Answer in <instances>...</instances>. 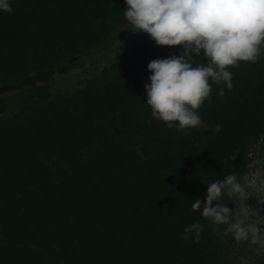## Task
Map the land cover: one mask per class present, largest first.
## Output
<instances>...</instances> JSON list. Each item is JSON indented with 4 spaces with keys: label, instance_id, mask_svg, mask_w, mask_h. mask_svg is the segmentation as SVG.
<instances>
[{
    "label": "trees",
    "instance_id": "1",
    "mask_svg": "<svg viewBox=\"0 0 264 264\" xmlns=\"http://www.w3.org/2000/svg\"><path fill=\"white\" fill-rule=\"evenodd\" d=\"M11 7L0 12V264H224L191 205L207 184L247 171L248 145L264 135V53L229 67L232 89L212 84L197 110L207 130L177 131L151 116L144 85L148 62L180 46L145 40L128 61L51 98L53 76L129 26L124 0ZM12 93L26 94L4 116ZM196 222L199 242L182 239Z\"/></svg>",
    "mask_w": 264,
    "mask_h": 264
},
{
    "label": "clouds",
    "instance_id": "2",
    "mask_svg": "<svg viewBox=\"0 0 264 264\" xmlns=\"http://www.w3.org/2000/svg\"><path fill=\"white\" fill-rule=\"evenodd\" d=\"M126 29L142 32L158 47L180 46L179 55L148 62L146 104L151 116L177 131L208 129L197 111L210 101L212 84L233 88L229 67L239 62H257L264 53V0H124ZM11 0H0V12L11 13ZM204 62H202V58ZM218 95H224L220 88ZM217 124L213 131L218 133ZM143 159L144 153H139ZM248 187L264 192V179L244 184L236 173L207 184L203 201L191 207L216 226H226L237 242L256 243L257 224L246 223L226 205L233 197L249 196ZM225 197L229 198L228 200ZM215 202V203H214ZM202 225L185 226L182 239L199 242Z\"/></svg>",
    "mask_w": 264,
    "mask_h": 264
},
{
    "label": "rangeland",
    "instance_id": "3",
    "mask_svg": "<svg viewBox=\"0 0 264 264\" xmlns=\"http://www.w3.org/2000/svg\"><path fill=\"white\" fill-rule=\"evenodd\" d=\"M149 39L145 33L124 29L113 38L86 50L67 73L55 75L50 79L48 86L51 98L81 88L85 81L98 76L105 67L128 61L142 43ZM25 94L12 93L4 98V116L21 107ZM247 151V171L240 180L246 185L251 181L264 179V135L250 143ZM248 193L247 199L233 197L225 203L234 210L238 218L245 219L246 223L257 224L261 228L258 242H237L231 234H223L226 226H216L208 220L215 240L222 250L224 264H264V192H257L253 187H248Z\"/></svg>",
    "mask_w": 264,
    "mask_h": 264
}]
</instances>
